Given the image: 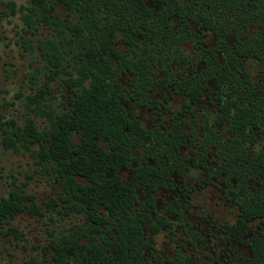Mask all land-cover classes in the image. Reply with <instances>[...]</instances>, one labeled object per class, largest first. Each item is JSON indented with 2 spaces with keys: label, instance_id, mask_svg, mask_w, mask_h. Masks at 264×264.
<instances>
[{
  "label": "trees",
  "instance_id": "trees-1",
  "mask_svg": "<svg viewBox=\"0 0 264 264\" xmlns=\"http://www.w3.org/2000/svg\"><path fill=\"white\" fill-rule=\"evenodd\" d=\"M156 2L158 10L144 0H31L20 8L27 28L43 25L55 32L52 39L39 38L38 48L48 71L66 76L69 103L58 112L44 102V90L35 94L32 110L46 118V128L38 131L28 118L16 130L21 143L39 144V155L68 194L66 202L87 220L53 238L46 254L51 264H152L147 256L153 255L154 235L162 225L171 227L156 212L154 194L172 190L175 180L196 167L206 183L222 178L224 197L238 210L235 223L225 228L229 241L248 247L250 255L234 264H264V71L254 81L244 64L247 57L264 60V0ZM57 4L66 9L63 17L51 15ZM203 31L212 33L213 47L203 44ZM117 36L126 45L123 51ZM186 42L192 55L180 48ZM158 83L167 92L159 106L154 103L163 113H172L166 103L173 95L187 101L163 131L144 128L135 114L152 102L149 93ZM203 96L215 105L211 124L200 123L194 109ZM182 125L190 136L196 128L204 133L193 150ZM216 125L226 127V137ZM1 131L9 142L20 138L15 129ZM138 149L141 155L135 154ZM122 169L131 174L127 181ZM139 189L146 190L143 200ZM25 200L34 205L31 196L18 192L0 199V227L18 212L33 210ZM166 211L180 218L172 207ZM150 213L156 218L146 235L143 223ZM254 219L258 230L249 239Z\"/></svg>",
  "mask_w": 264,
  "mask_h": 264
},
{
  "label": "rangeland",
  "instance_id": "rangeland-1",
  "mask_svg": "<svg viewBox=\"0 0 264 264\" xmlns=\"http://www.w3.org/2000/svg\"><path fill=\"white\" fill-rule=\"evenodd\" d=\"M144 1L148 7L160 9L156 0ZM9 2L13 4L12 8H9ZM30 4L31 0H0V199L8 197L10 192H18L31 196L34 204L32 206L31 201L25 200L24 203L33 210L18 212L0 227V264H28L32 261L51 264L45 249L49 242L68 229L87 222L82 213L71 209L66 202L68 194L53 166L39 155V144L21 143V130H16V127L23 128L28 118L38 131L46 128V118L32 110L34 103L31 98L35 94L44 90V102L58 112L69 103L66 76L60 72L50 73L47 61L42 58L38 48L39 38L49 35L48 38L52 39L55 32L43 25L37 31L27 28L20 8ZM65 13V7L57 4L51 15L63 17ZM196 26L193 25L192 29L195 30ZM200 36L206 47L214 46L210 31H203ZM116 40L117 48L125 50L126 45L118 36ZM137 41L141 46L144 43L141 37ZM180 48L185 55H192L190 43H182ZM244 64L251 79L258 81L259 73L264 71V61L247 57ZM120 81L126 83L127 80L120 75ZM162 94L167 92L162 83H158L155 90L149 93L152 102L135 109L136 116L146 129L158 128L163 131L168 128L173 114L187 103L184 96L175 94L166 103L172 113H163L154 104L156 102L159 106L163 102ZM194 109L200 123H204V120L209 124L213 122L215 105L205 96L196 102ZM11 123L15 128L10 126ZM1 128L8 131L15 129L21 139L13 143L5 140ZM216 128L226 137V127L216 125ZM189 132L187 126L182 125L188 149L193 150V145L203 141L204 133L199 128L195 129V136H190ZM77 140L78 136L74 135L73 142ZM206 148H211V145ZM216 150L213 148V151ZM180 151L183 158H189L187 149L181 147ZM135 154L141 155L142 150L138 149ZM210 159L218 162L214 155ZM120 173L124 181L131 176L125 169ZM172 176L176 179L175 173ZM182 180V183L179 179L175 180L176 186L172 190L158 189L154 194L156 212L165 215L171 227H160L154 235L153 255L147 256V259L152 264H234L239 256H249L248 247L229 241L225 227L235 223L238 210L224 197L223 191L227 190V186L222 178L217 177L212 179V183H206L204 171L191 167ZM190 188L192 191L187 195L186 189ZM146 195V190H138L140 200ZM168 207L179 213L180 218L167 212ZM155 218L156 215L150 213V217L145 219L143 226L146 235L150 234L149 226ZM258 224V219L248 223L247 238H253Z\"/></svg>",
  "mask_w": 264,
  "mask_h": 264
},
{
  "label": "flooded vegetation",
  "instance_id": "flooded-vegetation-1",
  "mask_svg": "<svg viewBox=\"0 0 264 264\" xmlns=\"http://www.w3.org/2000/svg\"><path fill=\"white\" fill-rule=\"evenodd\" d=\"M261 60V59H260ZM264 61V60H263ZM259 79V78H258ZM183 179V178H182ZM182 179H179V181L182 183ZM175 186H176V181H175ZM183 187V186H182ZM188 190H190V191H192V188H190V189H188Z\"/></svg>",
  "mask_w": 264,
  "mask_h": 264
}]
</instances>
